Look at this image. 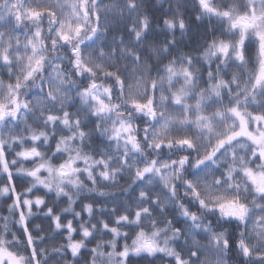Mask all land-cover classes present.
Listing matches in <instances>:
<instances>
[{
  "label": "snow or ice",
  "instance_id": "snow-or-ice-1",
  "mask_svg": "<svg viewBox=\"0 0 264 264\" xmlns=\"http://www.w3.org/2000/svg\"><path fill=\"white\" fill-rule=\"evenodd\" d=\"M158 3L0 0V264H264V0Z\"/></svg>",
  "mask_w": 264,
  "mask_h": 264
},
{
  "label": "trees",
  "instance_id": "trees-1",
  "mask_svg": "<svg viewBox=\"0 0 264 264\" xmlns=\"http://www.w3.org/2000/svg\"><path fill=\"white\" fill-rule=\"evenodd\" d=\"M150 5H155L156 7H149V11L150 12H155L158 8H159V3L158 0H150ZM168 4L164 3L163 7L166 9L168 8ZM182 11L185 12V15L189 18L190 24H191V29L190 31L185 35V37L183 38L184 42L186 44H191V46H195L197 41L199 40V38L201 36H203L204 34V30L205 27L207 25V19L204 20L203 23H191V20L194 19V14H195V5H194V0H187V5L184 9H182ZM111 35H117L119 36V32L118 31H114L112 33H110L109 39H111ZM177 38L180 39L179 33L177 32ZM167 62V61H165ZM31 123V121H29ZM87 182V181H86ZM121 183H123V181H121ZM37 195H42V193H36ZM123 197V193L120 192H116L115 194V199L119 200L120 198ZM111 199V198H110ZM11 201H7L5 200L4 197H0V215H8L7 212V207H6V203H10ZM65 204L63 202H61L58 205V208L60 207H64ZM77 211H79V207L77 206L76 208ZM35 211V209H34ZM69 219L71 218V216L68 217ZM32 224L34 225H40L44 230H45V234H50V230H49V222L46 219L41 218L40 216H33L32 217ZM54 227V225H53ZM64 241L60 238L57 237L55 241L50 242L48 245H46L47 247H52L53 244H59V243H63ZM91 246V245H90ZM68 260H71V256L69 254L68 256ZM138 264H160V260L159 258H150V257H145L139 260Z\"/></svg>",
  "mask_w": 264,
  "mask_h": 264
}]
</instances>
